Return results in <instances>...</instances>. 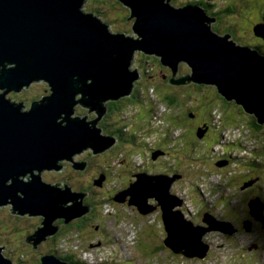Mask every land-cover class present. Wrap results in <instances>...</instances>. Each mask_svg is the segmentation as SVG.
<instances>
[{
  "label": "water",
  "instance_id": "95a60500",
  "mask_svg": "<svg viewBox=\"0 0 264 264\" xmlns=\"http://www.w3.org/2000/svg\"><path fill=\"white\" fill-rule=\"evenodd\" d=\"M86 1L0 0V208L8 207L12 216L41 217L34 234L23 242L33 249L56 234V220L68 224L89 212L84 195L64 183V189L57 183L44 184L42 176L44 171H61L63 160L83 172L88 164L73 163L75 155L84 150L92 156L104 154L116 144L98 124L107 102L128 97L139 78L136 69L130 70L133 53L159 58L171 70V86H212L226 102L264 125V57L234 45L227 36L212 35L214 20L207 19L200 7L174 8L170 0H115L129 10L128 20L133 19L129 37L111 33L109 25L84 13ZM179 63L187 65L190 73L175 80ZM39 82L48 84L50 94L31 100L29 109L9 100L10 93ZM76 107L95 118L77 115ZM202 134L205 131H198L197 138ZM135 178L116 202L128 199L130 206L147 215V200L155 198L166 248L177 256L203 260L207 255L203 235L220 227L206 215L202 224L211 227L204 230L180 210L174 211L179 203L169 193L174 178L146 174ZM103 181L104 177L93 183L100 187ZM248 208L259 214V220L262 204L251 200ZM3 248L0 264H12ZM40 264L64 263L45 256Z\"/></svg>",
  "mask_w": 264,
  "mask_h": 264
},
{
  "label": "rangeland",
  "instance_id": "374dc122",
  "mask_svg": "<svg viewBox=\"0 0 264 264\" xmlns=\"http://www.w3.org/2000/svg\"><path fill=\"white\" fill-rule=\"evenodd\" d=\"M101 1L103 4L100 5L98 8H95L96 7L95 6L96 1L87 0L85 2V6H84V10H83L84 13L86 10V12L89 15H92L94 17H96V15H98L103 23H105V21H108L109 23L114 21V20L118 21L119 16L125 17L127 14L126 12L129 13V11H127V9H125L124 7H123L124 9L117 8V9L113 10L110 8V6L106 5V3H110V2L112 3L113 0H101ZM101 1H98V2H101ZM183 1L186 3L187 2L193 3L196 0H186V1L183 0ZM170 2H171V0H170ZM225 2L226 1H224V0H212V3L215 4L218 11H220L222 9L221 5L225 4ZM257 2L260 3V0H258ZM229 3H230V1H229ZM118 4H120V3H118ZM231 8L234 10V16L228 18L227 20H225L224 18H217L216 16H213V17H216V23L218 24L217 30H219V32H221V30L227 29V27L229 25H233L235 28L232 30L233 31L238 30V31L242 32V37L244 39L242 42L240 41L237 44L242 45V48L251 50L249 48V47H251V48L257 50L259 53H264V42L261 39L255 38L251 34V27L254 24H256L258 22H264V5L260 8V10H258L257 8H248L245 11L242 10V17L244 16L246 18L242 21L243 23L241 24V26H245L244 28L237 26V23L234 19V18H237V16H235L237 12L233 7H231ZM98 10H99V12H98ZM118 11H119V13L116 14ZM206 13L208 15L210 14L209 12H206ZM238 13L240 15L239 11H238ZM101 14H103L102 15L103 17L101 16ZM209 16H212V15H209ZM102 18L104 20H102ZM129 22H131L130 23V26H131V24L133 23V19H129ZM125 25L126 24H123V23L119 24L120 27L118 26V28L116 29L113 27V25L109 24V31L111 33L117 32V30L124 31L126 26H127V25L126 26ZM256 27L260 28L261 30H264L263 24H258ZM113 28L115 29V31L113 30ZM117 33L122 34L119 32H117ZM130 33L131 34L124 32V34L129 35V37L132 35L131 30H130ZM246 46H248V47H246ZM132 56H133L132 57L133 59L131 61L130 70L136 69L140 75V77L138 78L140 80H137L135 82V86L133 89L134 91L136 90L137 85H140L141 83H143V81L145 80L144 77L148 76L149 74L155 75V77H157V78H158V75H160L161 78H163V76H164L165 78H163V79H168L169 76L171 78V71L167 67H163L165 70H164V72H162V70H160V68L157 66H154L155 67L154 68L153 66L151 67L149 65H147V66L145 65L147 68L144 69L142 72V70L139 67H136V65L139 64L140 61H142L140 58V53L135 52L132 54ZM148 57H150V56H148ZM146 58H147V56H146ZM182 66H184V65L179 63L178 74L175 77L176 80H178L181 76H184L189 72L186 67L183 70ZM144 73L145 74L147 73V75L142 77V74H144ZM155 73H159V74H155ZM152 75H150V76H152ZM24 90L25 91H22L18 94L10 93L8 98L12 102H18V103L22 102L24 105H26L28 107V109L31 106V103H30L31 100L34 97H38V99H39L42 96H48L50 94V87L48 86V84L46 82L34 83L31 85V87L29 89L24 88ZM192 91H193L192 89L179 88L178 92L180 93L179 95H180V98L182 99V101L186 102V98H190L191 96H193ZM203 93L205 94L206 92L204 90H202V95H203ZM137 95H138V100L142 104V107L144 110H145V107L147 108L149 106L148 99H151L156 104V107H155V109H151L148 116L145 118H142L140 121L139 120L140 118L134 114V111L132 110L131 107L121 104V106H122L121 108L124 110H123L122 115H120V121L123 118H124V120L125 119H131V122H128V126L121 127L123 129L122 131L124 132V131L130 130V129L134 130L133 129L134 126H137V127L140 126V128H142V127H144L143 124H146L148 127H150L152 125L155 131L151 132L150 134L153 135V134L157 133L158 137H155L153 140L152 137L149 136V133H147L148 135L142 134L141 137H142L143 141H145L146 143H149L153 140L155 143H158L159 141L166 140L168 138L167 134L165 133V131L167 129L166 126H169V128H170V125L163 124L161 122V120L159 119V113H161V116L165 121H168L167 118H170L171 115H172L171 116L172 118H176V114L180 112V108H179V110L178 109L176 110L175 108L167 110L165 108V105L157 97L155 92L148 91L145 87H141V89L137 91ZM120 99H123V97H120ZM182 101H181V103H182ZM212 101L214 102L217 100L212 99ZM204 102H205V100H204ZM204 102L201 105V108H205L206 107L205 104L208 103V101H206L205 103ZM107 103H109V102H107ZM154 103H153V106H155ZM197 103H198L197 100H194L191 103H187V106H184L183 110H186V108L189 106H196ZM232 106H234V105H232ZM199 108H200V105H198V109ZM215 108L217 109L216 111H214ZM77 109L79 111H85V109H83L81 107L77 108ZM75 110H76V108H75ZM175 110H176V112H175ZM218 110H220V109L217 107V103H216V106H214L213 111H207L206 110V112L203 113L201 110H198L199 111L198 113L199 114L203 113L205 118H207V119H209V117H211V116L214 117L215 121L217 123L214 126L216 127V129L217 128L221 129L222 126H219L220 125V111H218ZM79 111L77 112V110H76V114L79 113ZM170 111H172V113ZM234 113H236L237 116L238 115L242 116L238 109H236L234 111ZM81 115H83V114H81ZM86 115H90V113H86ZM164 125H166V126H164ZM173 130L174 131H172V134H170L172 139H175L176 138L175 136H178V137L181 136L182 131H180L178 128H176V129L173 128ZM198 131H205V130L204 129H198ZM227 131L232 132L231 133L232 135L229 136V138L231 139L230 143L228 140V132H225L224 135L221 136L219 139V144L221 146L228 144V146H225V148H224L225 152H227L228 154L226 153V155L224 157H221L223 151L221 150L220 146H218L216 149H212L213 147L215 148V146L218 143L217 142L214 144V146H212L211 150L208 151L207 153L204 150V148L197 149V151L195 152L194 155L191 153L192 154V161H187L188 160L187 157H189V156L182 155L181 157L183 158L184 163H182L180 165L177 164L178 159L176 158L177 156H174V155H169V154L165 153L162 157L158 158V160H165L166 158H169L168 159L169 164L175 170V171L174 170L173 171H174V174H176V175L173 176L174 182L171 186V191H169V193L174 198L179 199L178 204H180V205L182 204V207H183L182 213H183L185 219L190 220L194 224L200 223V225H202L201 227L204 230L211 227V225H209L210 223L209 224H206V223L202 224V221H199V218H200L199 214H201L200 209L203 205L201 206L200 200H194V202L192 203V200L190 197L191 194L196 195V192H195V189H196V190H198L199 196H201L202 199H206L207 203L209 205L208 207L213 210L211 215H208V213H205V214L202 213V215L203 214H204L203 216L207 215L208 221H210L212 219L211 221L214 220V224H215L214 226L217 228L220 227V230H218L216 232H212V231L208 232L207 231L202 237L203 245H204V243H206L209 246V252H208L207 258L205 260L201 261V260H198L195 258H194V260H189L188 258H184L181 255H179V256L174 255L168 249L174 256L168 250L162 251L159 254V259L161 260V262L159 264H169L170 263L168 261L169 255L173 256V258L171 260L172 264H264V261L261 258V255L264 258V224H262V222H261V217H263V221H264V215L263 216L260 215L259 216L260 219L258 220L256 217H258L259 214L257 212H255L254 210L251 211V209H249L247 207L248 211L242 210V212L245 213L246 216L243 217L241 214L238 217V212L236 214L237 218H234V216H233L237 211V206L235 205L236 203L240 202L241 207L247 206V204L245 205V203H247L251 197L252 198L255 197V196H249V197L245 198L242 202L238 201V200H240V198L243 196L244 193H246L245 195H247V196L250 195L248 193V191H244V190H246V189L248 190L251 186L242 188V190H243L242 192L239 191L240 187H235V188H231V189L226 188V187H229L231 185L229 180H233V182H232L233 186L239 185V183H241L240 174H242V173H243V175H242L243 180L242 181H245L246 179L251 178V173H249V172H253L256 175H259L260 173H261V175H264V173H262V170L260 167L261 159L264 160V145L262 144L261 146H259V145L257 146V148L259 149L258 152H260V153L253 155V159H252L250 156V153L252 151L250 150L249 146L252 149L255 145L258 144L259 141L258 140H249L248 141V139L241 137L239 135L237 128L236 129H227ZM133 134H135V132H133ZM202 136H204V134H202ZM139 139H140V136L137 135L136 140H139ZM238 140L246 142V143H243V144H246L245 145L246 151L245 150L243 151L241 148H238V147H240V145L237 144V142H239ZM178 142L180 143V145H182L183 139L182 138L179 139ZM200 147H202V145ZM181 149L185 150V149H187V146H183ZM87 150L90 151L89 149H87ZM247 151L249 153H247ZM90 153H91V151L87 152L84 150L80 154L75 155L72 158V162L75 164L82 163L84 161L87 162L89 155L92 156ZM119 153H122L123 156L126 155L125 151H123V152L119 151ZM111 154H112V149L106 151V153H104V154H103V152H101L99 154H93V156H102V158H100L98 161H96L95 164L92 160L93 163L91 165L93 167L89 168V170L91 171V176L89 174H87L88 172L86 171V169L83 172L78 171V170H74L72 168V163H70L66 160H63L59 163V165H61L63 167V169L59 172H57L55 170H52L50 172H48V171L45 172V174H43L44 177L42 176V181L44 182V184H47V185L52 187L56 183H47V181L57 180L58 181L57 184H60V186L58 188L64 189V186H63V184L60 183L59 178H65L67 175H69L70 179H68L64 182V185H66L69 188L70 185H72L74 183H80L81 182V179L77 178V174H80V176H78V177L82 178V180L90 177V180L87 182H84V183H93L92 179L97 177L98 180H100L103 177L102 174H104L107 170H111V171L115 172L111 168H113V167L119 168L120 165L121 166L126 165V162L120 163V161L122 159L118 158L116 160H113L110 156ZM233 154H235L237 157H239L238 160H240L239 162L234 161L236 166H231L227 169H225V167H223L224 166L223 164H219L220 167L217 166V163L215 160L216 158H218L220 160H222V159L223 160H230L229 156H232ZM155 155L156 154H154V156H152V155L150 156L149 153H144L143 156L148 161H151V163H154L156 161V160H154L156 157ZM133 160H134V165L136 167L141 166L140 164H143L144 162H145V164H147L146 160H140L139 158H137V160H136V157L133 158ZM137 161H138L139 166L137 165ZM186 161H187V163H185ZM245 161H247V162H245ZM239 166H241L243 168H238ZM257 170H258V172H257ZM224 171L227 172L226 175L224 174ZM84 172H85V174L81 177L82 173H84ZM170 172H172V171L170 170ZM140 174L144 175L145 173H140ZM160 175H162V174L158 173L157 171H154L152 173H148L149 177L150 176H160ZM223 175H225V176H223ZM124 176L126 177L127 174H124ZM191 176L193 178L196 177L195 179H192V183H194V185H195L194 187L192 185L190 187H188L186 185L189 182ZM128 177L121 179L122 181L121 180L117 181V180H115L114 176H112L110 179L111 182L106 183L109 186L106 188L110 189L111 187H113L115 190H121L124 192V190L128 189L132 183L137 181L136 179L134 181V178L132 179V177H130V178H128ZM186 177H187V179H186ZM255 179H256V182L259 181L258 177H255ZM255 179H254L253 183H255ZM132 181H134V182H132ZM175 182L178 183V185L176 184V186H174ZM103 183H104V181H103ZM184 183H185V186H183ZM72 191H75V190H72ZM233 192H236L237 195L235 194V197H233L235 199L231 201L232 202V205H231L224 200L228 199L229 197L232 198V194H234ZM157 203H158V201L156 202V200H152L151 198H149L147 200V205H148L150 211L147 210L148 208L146 209L148 211V214H147L148 216L146 217V220H145L146 223H142L139 225L141 235H144L143 233H145L144 228H143L145 225H149V224L152 225V223H157L158 224L157 228L160 231L159 232L160 237L164 236V235L166 236V233H165V230L163 227L162 218H161V212H160L159 207L157 206ZM125 204L126 205H122V203L118 204L117 209H120L119 211H122L123 209H128L135 214H140V212L137 211V209L135 211L132 206H129L127 203H125ZM178 204L176 205L174 211L179 210L180 207ZM104 206H105V209L102 211V213L104 216L107 217L110 215V209H109L110 204H109V202L105 203ZM115 209L113 210V213H114ZM2 210L8 211V207H5L3 209L0 208V212ZM125 212H128V211L125 210ZM8 213L10 215L9 211H8ZM140 215H142V214H140ZM5 216L8 217L7 213ZM10 216L13 218L16 217L18 219H28V220L35 221L33 225H35V224L39 225L40 220H41V217H29L28 218V216L27 217H17V216H12V215H10ZM128 216H132V214L129 215V212H128L127 217ZM4 217L2 219H0V224H2V226H3V227H0V244H4L3 246H0L1 248L4 247L2 249V254L7 258L11 257L13 262H15V264H18V263H16V261H18V260H19L20 264H25L27 262L30 264L29 260H31V258H32L33 262H36L34 260V253L31 252L32 249H29V247H28V249L25 248L24 247L25 243H23V242H25V239L27 236L34 234L36 229L31 231V233L29 234V232L32 228L25 225L24 223H20V225H18V231L9 232L12 230V225H9V224H11L12 222L6 223V221H3ZM30 218H34V219H30ZM126 218H125V221H126ZM204 220H206V219H204ZM241 220H244L247 222H244V224H243V223L239 222ZM105 221H107V223ZM75 222L77 223L76 219H73L71 221V223H75ZM97 222H99L102 227H104V225L106 226V228L109 231V234H107V236L105 235V233L103 231H97V234L95 236H93L91 239H88L90 237V235H87L86 237L83 238V236L85 235L84 233L81 235H73V234L64 235L61 238V240L59 241L61 243L57 247V250L59 251V253L64 254V253H68V252L69 253H71V252L75 253L76 251H80V252L82 251V253H81L82 259L84 257V259H87L89 261H94V260L96 261L95 258L98 257V260L101 261L102 259H107V260H109V262L111 264H155V263H152L153 261L151 260V258L154 259L152 256H149L147 259L144 258L147 255L146 253L143 255L144 256L143 257V256H141L140 251H134V253H132V257L134 258L133 260H131L132 257H130L128 255L132 251L129 249L131 247V243H129L128 239L132 238L130 240H133V236L132 235L128 236V233H127V231L129 229H131L130 226L132 224L130 222L128 223V225H126V224H124V222L115 223L114 221L109 220V219L104 220V222L102 221V219H95L94 221L93 220L90 221V224L92 225L90 231H92V228L94 225H99ZM248 222L250 223V230L249 231L247 228V227H249ZM217 224H219V225H217ZM252 226L258 227L262 232L261 233H259V232L253 233L252 232ZM222 230H225V231L230 232V233L224 234V233L220 232ZM148 231H152L154 233V230H152V229H148ZM78 234H79V232H78ZM156 234H158V231H156ZM79 236L82 239L81 245L82 244L89 245L90 243L94 244V243H96L97 239L106 238V245L107 246H104V247L101 246V253L100 254L99 253H96V254L88 253V250H90L91 246L79 247V241H77L78 240L77 238ZM260 237H261V239H260ZM253 238H256V240L252 242ZM250 244H252L251 248H249ZM26 245H29V244H26ZM39 245H41V243H39L38 246ZM30 247L33 248L32 245H30ZM257 247L258 248L260 247L261 250L260 251L257 250L258 249ZM39 252L41 253L40 250H39ZM215 253H216V255L218 253H222V258L216 259V257H213V255ZM108 254H110V258L105 256ZM6 255H8V256H6ZM47 256L52 257L55 260L59 261L58 258L54 255L50 254ZM154 261H155V259H154Z\"/></svg>",
  "mask_w": 264,
  "mask_h": 264
},
{
  "label": "trees",
  "instance_id": "16d2710c",
  "mask_svg": "<svg viewBox=\"0 0 264 264\" xmlns=\"http://www.w3.org/2000/svg\"><path fill=\"white\" fill-rule=\"evenodd\" d=\"M224 1H226V2H225V4L221 5L222 9L220 11L217 10V7L215 6V4L212 3V0H196L193 3H191V2L186 3L183 0H171V3H172L171 5L175 8L176 7H184V5L200 6L201 8L204 9V12H209L210 13L209 15L216 16L217 18H224L225 20L234 16V10L231 8V7H233L237 12L235 15V16H237V18H234V19L237 23V26H240V27H241V24L243 23L242 21L244 19H246L244 16L242 17V10L245 11L248 8H257L258 10H260V8L264 5V2L259 3V2H257V0H254L252 2H250V0H234V1L233 0H224ZM229 1H230V3H229ZM102 4L103 3L96 1V5H95L96 7L95 8H98ZM106 5L110 6V8L113 10H115L117 8L124 9L123 6L121 4H118L117 1H115V0H113L112 3L111 2L106 3ZM238 11L240 12V15H239ZM98 12H99V10H98ZM118 13H119V11L116 14H118ZM126 13L127 14L125 17L119 16L118 21L114 20V21L110 22V25H113V27L117 29L119 24H122V23L126 24L127 26L125 25L126 28L124 31L117 30V32L122 33V34H124V32H127L128 34H131L130 33V27H129L131 22H129V20H128L130 13H128V12H126ZM102 15L103 14H101V16ZM217 26H218V24H216L212 27L214 32L217 31ZM242 27L244 28L245 26H242ZM114 28H113V30L115 31ZM234 28L235 27L233 25H229L227 27V29L221 30V32H228V34H231L234 37L239 36V39L241 41H243L244 39L242 37V32H240L238 30L233 31L232 29H234ZM218 32H219V30H218ZM142 55L143 54H140V58L142 61H140L139 64L136 65V67H139L142 70V72L144 69L147 68L146 67L147 65H149L151 67L157 66L160 68V70H162V72H164L165 69L162 67L158 58H156L154 56H150V57L146 58ZM183 68H185V66H183ZM155 74H159V73H155ZM145 75H147V73L142 74V77ZM150 75H152V74L145 76L144 77L145 80L143 81V83H141L140 85H137L136 90L133 93V97H124L123 99H118L116 101H112V102L106 104L107 112H106L105 116L103 117V119L98 124V127L102 130L103 135L111 136L117 140L116 146L115 145L113 146L112 154L110 155L113 160L118 159V153H117L118 149L117 148L124 150L126 152V156H128V157L136 156L138 154L142 155L143 152L145 151L144 149H142V147L140 145L133 148L132 142H133L134 138H137L136 134L139 131H142L140 129V126L139 127L134 126L133 127L134 130L130 129V130H126L124 132L122 131L123 130L121 128L122 126H120L121 125L120 123L122 121V120L120 121V115H122L123 110H124L121 108L122 107L121 104L131 107L132 110H134L133 107H134V105H136L137 111L144 113V109H143L140 101L138 100V95H137V91L140 90L141 87H146L148 91L153 90V92H155V94L158 96V98L161 100V102H163L168 108H171V109L175 108L176 110L177 109L179 110V108H180V112L176 114V118H172L171 117L172 115H171L170 118H168V121H166V122L170 126L173 125L174 129L178 128L180 131H182L181 136L176 137L177 139H179V138L183 139L182 145H179L178 142H176V144L172 147L168 143H166L165 145H160V146L154 148L152 151L158 149V150L164 152V149L167 148L166 152L170 153L171 155L177 156L176 157L178 159L177 164L180 165V164L184 163L183 158L181 157L182 155L189 156V157H187L188 158L187 161H192V154L194 155L195 152L197 151V149L204 148V150L207 153L208 151L211 150L212 146H214V144L219 141L220 134L227 132V129H236L237 128L239 135L241 137L248 139V141L249 140H258L259 141L258 144L256 143L257 145L254 144L255 146L252 149L249 146L250 150L252 151L250 153L251 158L253 159V155L260 153V152H258L259 149L257 148V146L258 145L261 146L262 144L264 145V125H258L256 123L255 118H253L252 116H248V115L246 117L241 108L232 106L233 105L232 103L226 102L225 99L217 93V90L214 87L207 86V85H195V84L184 87L185 89H192L193 90L192 91L193 96H191L190 98H186V102H184L180 98V95H179L180 93L178 92L179 87L171 86L168 83L170 76L168 77V79H163V78H161L160 75H158V78L155 77V75H152V76H150ZM202 90H204L206 92L205 94L203 93V95H202ZM37 98L38 97H34L32 99V101L37 99ZM212 99H214V100L216 99L217 101L213 102ZM194 100H197V102H198L196 106H189L186 108V110H183V107L187 106V103H191ZM204 100H205V102L208 101V103L205 104L206 105L205 108H201V105L203 104ZM181 101H182V103H181ZM216 103H217V107L220 109V110H218V111H220V125L219 126H222V128L221 129L217 128L216 131H214L213 133H210L207 131L206 134L203 136V138L200 139L201 140L200 141V140H198V138L196 136L198 129H205V126L206 127L210 126V123L214 118L211 116V117H209V119H207V118H205L203 113L206 112V110L207 111H213V108H214V106H216ZM198 105H200L199 109H198ZM77 108H80V107H76V110L78 112L79 110ZM236 109L239 110V112L241 113L242 116H240V115L237 116V114L234 113V111ZM198 110H201L203 113L199 114ZM216 110L217 109L215 108L214 111H216ZM86 113H88L87 110L79 111V113H77V115H81V114L85 115ZM91 114L89 115V120L95 118V115L93 113H91ZM143 116H138V117L141 119ZM166 128L167 129H166L165 133L167 134V137H170V134H172L173 129H170L169 126H166ZM133 132H135V134H133ZM142 132H144V134H147V133L150 134L151 131L146 130V131H142ZM231 133L232 132L228 131V138H229V136L232 135ZM138 135H139V133H138ZM166 141H167V139H166ZM238 141L240 142V143L237 142V144L240 145V147H238V148H241L244 151L246 149V147H245L246 144H243V143H246V142L241 141V140H238ZM162 142L165 143L164 141H162ZM201 145H202V147H200ZM183 146H187V149H185V150L181 149ZM225 146H228V145L222 146L221 150L224 149ZM146 147L149 148L148 143H146ZM148 153L150 156L152 155V153H150V151ZM226 153L227 152H225V154ZM247 153H249V152L247 151ZM224 156H221V157H224ZM89 157H92V156L89 155ZM229 157L231 160L230 164L233 161H236V162L240 161V160H238L239 157H237L235 154H233L232 156H229ZM92 158H96L94 161V164L96 163V161H98L100 159V158L97 159V156H93ZM215 160H216V162H218L220 159L216 158ZM187 161L185 163H187ZM260 162H261L260 167H261L262 173H264V160L261 159ZM170 166H168V168H164V169H167V172H164V174L166 176L172 177L173 175L169 173L170 169L172 167V166L171 167ZM238 168H243V167L239 166ZM111 169H113L116 173H118L117 175H122L123 172H131V174H135V170L138 171V169L135 168L134 164L129 163V161L126 163L125 166L120 165L119 168L113 167ZM86 171L88 172L87 174H89L91 176V171L89 170V165H88ZM257 172H258V170H257ZM249 173H251V177H253V176L258 177L259 181L252 188V191H248V193L250 195L247 196V195H245L246 193H244L239 201L242 202L245 198H247L249 196H255V197H259L260 199H262V201L264 203V175H261V173L259 175H256L253 172H249ZM84 174H85V172L82 173L81 177ZM77 175L80 176V174H77ZM242 175H243V173L240 174L241 182L243 180ZM123 178H127V177L121 176L120 179H123ZM195 178H193L191 176L189 182L186 185L188 187H190L191 185L194 187L195 185H194V183H192V179H195ZM59 179H60V181L63 182V181L70 179V176L67 175L65 178H59ZM186 179H187V177H186ZM89 180H90V177L86 178L84 180L81 179L80 183H74L73 182L74 183V184H72L73 186L72 185L69 186V188H71V190H75L73 192L84 195L83 205L89 209V214L84 219L77 221V223L75 222L73 224L72 223L71 224H69V223L68 224H62L61 227L59 228V231L56 233V235L52 236L48 240V243L50 244V246L49 247L47 246V250L45 251V254L54 255L58 258L59 261H63V262L69 263V264H107L105 262L90 263L87 259H84V257H83V259L81 258L80 251H76L75 253H72V252L69 253L68 252V253L61 254L57 250L58 245L61 243L59 241L61 240V238L64 235H69V234L76 235L77 234L76 232L82 231V229H84L89 224V222L91 220L94 221L95 219H102V221L104 222V220L109 219V220L114 221L115 223H120V222H124L125 218L127 217L128 212H125L126 209L119 211L120 209H117V205L114 204L115 203L114 199L117 196V194L115 195L116 192H114V191L112 193L107 192V191H105V188L101 189V190H97L96 188L93 187V183H84V182H87ZM94 180H98V178L95 177L94 179H92V182ZM103 186H105V183L103 184ZM183 186H185V183L183 184ZM242 186H243V183H239V185H234V186L230 185L229 187H226V188L231 189V188H235V187H240V190H241ZM195 192H196V195H192V194L190 195L192 203L194 202V200H200L201 202L200 201L199 202L201 203V206L203 205L202 206L203 208L201 207V209H200L201 214H199V217H201V219H202V217L205 213H209L211 215L213 210L208 207L209 205L207 203V200L202 199V197L199 196L198 190L195 189ZM236 192H233V193H235L237 195ZM234 199L235 198L229 197L228 199H225L224 201H226L227 203L232 205L231 201ZM253 199H255V198L251 197L248 200V202L245 203V205L249 204V202ZM107 202H109V204L111 205L110 207L113 210L115 208L116 209H115L114 213H112L106 217L103 215L102 211L105 209L104 205ZM235 205L237 206V211L233 215L234 218H237L236 214L238 212V209H241V211L242 210L248 211L247 206L241 207L240 202L236 203ZM182 209H183V207H182ZM6 211L7 210L0 212V219H2L7 213L8 217L5 216L3 221H6V223L12 222L11 224H9V225H12V230L9 232L18 231V225H20V223H24L25 225L31 227L32 228L31 230H33V228L36 226V224L33 225L35 221L28 220V219H17L16 220L9 215L8 211L7 212ZM202 213H204V214L202 215ZM147 216L148 215L144 216V215L132 213V216H128L126 218V221L124 222V224H126V225H128L129 222L132 224L130 226L131 229H129V230L132 231L133 233L135 232L134 234L136 235L135 238H133L132 251L128 255L130 257H132V253H134V251H140L142 256L145 253L147 254L145 257L143 256L145 259H147L151 255L155 259V261H154V259L151 258V260L153 261L152 263L159 264L161 262V260L159 259V254L162 251L168 250L165 246V240H166L165 237L166 236L164 235V236L160 237V235H159L160 231L157 228V225H158L157 223H152V225L151 224L145 225L143 227L144 231H145V233H143L144 235L140 234L139 225L142 223H146L145 220H146ZM63 222H64V220L60 221V223H63ZM105 222L107 223V221H105ZM239 222L244 224L245 221L241 220ZM97 223L99 225H94V227H97L98 231H103L105 233V235L107 236V234H109V231L106 228V226L104 225V227H102L99 222H97ZM194 226H196V224H194ZM0 227H3L2 224H0ZM91 227H92V225L90 226V228ZM148 229L154 230V233L152 231H148ZM156 231H158V234H156ZM252 232L253 233H257V232L261 233L262 231L258 227L252 226ZM83 233H86V232L82 231V234ZM87 235H90V234L86 233V235H84L83 238L86 237ZM93 236L94 235H90V237L88 239H91ZM79 237L77 238L78 239L77 241H79V247H82V246L89 247L90 246L91 243L89 245H86V244L81 245L82 239H81V237L80 238ZM104 239L105 240L100 239V241H102V242H99V245H102L103 247L107 246L106 245V238H104ZM3 245L4 244H0V246H3ZM98 252L101 253L100 248H98ZM172 255L168 256V261L170 262L169 264H172L171 260L175 254L173 256ZM6 256H8V255H6ZM108 256H110V254H108ZM133 259L134 258L132 257L131 260H133ZM109 264H111V263L109 262Z\"/></svg>",
  "mask_w": 264,
  "mask_h": 264
},
{
  "label": "clouds",
  "instance_id": "9594fccd",
  "mask_svg": "<svg viewBox=\"0 0 264 264\" xmlns=\"http://www.w3.org/2000/svg\"><path fill=\"white\" fill-rule=\"evenodd\" d=\"M94 1H96V0H94ZM98 1V0H97ZM252 1H254V0H250V2H252ZM258 1V0H257ZM260 2H264V0H260ZM101 3H102V1H101ZM170 5H171V2H170ZM172 6V5H171ZM185 6H192V7H197L196 5H184V7ZM124 7V6H123ZM173 7V6H172ZM198 7H200V6H198ZM125 8V7H124ZM175 8V7H174ZM176 8H183V7H176ZM125 9H127V8H125ZM200 9L202 10V11H204V9L203 8H201L200 7ZM128 10V9H127ZM129 11V10H128ZM85 13H87V12H85ZM205 13V15H206V17H207V19H214V23L212 24H210V28H211V34L212 35H214L215 37H217V38H223L224 36H227V37H229V39L231 40V42L234 44V45H236V46H238V47H241L242 48V45H240V44H237V43H239L241 40L239 39V36H236V37H234L233 35H231V34H228V32H218V30L216 31V32H214L213 31V29H212V27L214 26V25H216L217 23H216V17H213V16H209L206 12H204ZM88 14V13H87ZM130 15V14H129ZM103 17V16H102ZM96 18L99 20V22L101 23V24H103V25H109L110 23L108 22V21H105V23H103L102 21H101V19H100V17L98 16V15H96ZM102 20H104L103 18H102ZM258 24H263L264 25V22H258V23H256V24H254L252 27H251V34L255 37V38H258V39H261L263 42H264V30H261L260 28H258V27H256ZM218 27V26H217ZM239 27V26H238ZM242 27V26H241ZM257 32L258 33H261L262 34V37H259V36H257ZM113 34H118V33H116V32H114ZM127 36H129V35H127ZM242 42V41H241ZM246 47H248V46H246ZM254 53H256V54H258L259 56H263L264 57V53H259L257 50H255V49H253V48H251V47H249ZM250 50V51H251ZM138 53H140V54H143V53H141V52H138ZM142 56H144V57H148V56H153V55H142ZM155 57V56H154ZM157 58V57H156ZM159 59V58H158ZM181 64H183L187 69H188V71H189V68L187 67V65H185L184 63H181ZM179 66V65H178ZM163 67V66H162ZM183 67V66H182ZM169 69V68H168ZM178 69H179V67H178ZM185 68H183V70H184ZM134 70V69H133ZM170 70V69H169ZM171 71V70H170ZM178 73V72H177ZM190 73V71L186 74V75H188ZM186 75H184V76H181L180 78H183V77H185ZM163 78H165L164 76H163ZM170 79V78H169ZM175 79V78H174ZM137 80H140V79H137ZM176 80V79H175ZM190 85H194V84H190ZM190 85H188V86H190ZM134 86H135V83H134ZM176 87H179V88H184V87H187V86H176ZM146 88V87H145ZM134 89V88H133ZM132 89V91H131V94L128 96V97H133V93L135 92L134 90ZM147 89V88H146ZM151 92H153V90H151ZM155 96V95H154ZM158 97V96H157ZM124 98V97H123ZM148 101H151L152 103H154L151 99H148ZM163 103V102H162ZM125 104V103H124ZM164 104V103H163ZM233 105H234V103H232ZM142 105V104H141ZM154 109H155V107H156V104L154 103ZM165 105V104H164ZM235 107H238V106H236V105H234ZM165 108L167 109V110H169V109H171V108H168L166 105H165ZM133 111H134V114L136 115V116H143L142 118H145V117H147L148 116V112L146 111V107H145V110H144V113L143 112H139V111H137V107H136V105H134V107H133ZM173 109V108H172ZM164 111V110H163ZM165 112V111H164ZM171 113H172V111H170ZM175 112H176V110H175ZM246 117H247V115H245ZM141 118V119H142ZM124 119V118H123ZM122 119V120H123ZM141 119H140V121H141ZM149 119V118H148ZM159 119L161 120V122L163 123V124H167V125H169L163 118H162V116H161V113H159ZM168 119V118H167ZM121 124V123H120ZM135 125V124H134ZM133 125V126H134ZM143 125H145V126H147L146 124H143ZM124 126H128V125H124ZM123 126V127H124ZM164 126H166V125H164ZM147 130H150L151 132H153V131H155L154 130V128H153V126L151 125L150 127H148L147 126ZM141 129V128H140ZM176 129V128H175ZM142 130V129H141ZM205 131H206V126H205V129H204ZM142 131H145V130H142ZM142 131H139L138 133H139V135H138V133L136 134V135H138V136H140V139L139 140H136V138H134V142H132L133 143V148H135L136 146H141L142 147V149H144L145 151L143 152V155H144V153H148L149 151H150V153H152V156H154V154H156L155 156V159L154 160H156L155 162H158V161H161V162H163V163H169V158H166L165 160H158V158H160V157H162L165 153L166 154H169V155H171L170 153H167L166 152V150H167V148H165L164 149V152H162V151H160V150H154V151H152L154 148H156V147H158V146H160V145H165L166 143H168L170 146H174L175 144H176V142H178L179 141V139H177V140H174V139H172V138H167V141L166 140H163L165 143H163L162 141H159L158 143H155L153 140H154V138L155 137H158L157 136V133H155V134H153V135H151V134H149V136L150 137H152V141L150 142V143H148V147L149 148H147L146 147V142L145 141H143V139H142V137H141V135L142 134H144V132H142ZM174 131V130H173ZM150 132V133H151ZM148 135V134H147ZM205 135V134H204ZM196 136H197V134H196ZM109 137H111V136H109ZM175 137H178V136H175ZM113 138V137H112ZM203 138V137H202ZM201 138V139H202ZM114 139V138H113ZM115 140V142L117 143V140L116 139H114ZM198 140H200V139H198ZM178 144L180 145V143L178 142ZM132 145V144H131ZM115 146H116V144H115ZM127 146V145H126ZM129 146V145H128ZM118 149V158L119 159H124L125 157H126V155L125 156H123V154L122 153H119V151H124V150H122V149H120V148H117ZM148 150V151H147ZM152 151V152H151ZM156 152V153H155ZM143 155H140V154H138V155H136L135 157H136V160H137V158H139L140 160H146V162H147V165L148 164H153V163H151V161H148ZM90 158V157H89ZM121 160V161H122ZM230 161L231 160H219L218 162H216L217 163V166H219V164H223L224 166L223 167H225V169H227V168H229V167H231V166H236V164H234L233 162L230 164ZM154 162V163H155ZM245 162H247V161H245ZM88 164V163H87ZM143 164H145V162L143 163ZM143 164H140V165H143ZM137 165L139 166V164H138V161H137ZM170 165V164H169ZM216 166V167H217ZM220 167V166H219ZM90 168V167H89ZM72 171V170H71ZM156 171V170H155ZM154 172V171H153ZM158 173H160V174H162V175H160V176H158V177H168V178H170V179H172L173 177H169V176H166L164 173H161V172H159V171H157ZM140 173H145L146 175H148V171H144V170H139L138 169V171H135V175L137 176V175H141ZM224 174L226 175L227 174V172L226 171H224ZM225 175H223V176H225ZM102 176H103V174H102ZM222 176V177H223ZM44 177V176H43ZM77 178H79V179H82V178H80V177H78V175H77ZM136 179V178H135ZM135 179H134V181H135ZM254 177H251V178H248V179H246L245 181H242L241 183H243V186H242V188H244L248 183H250V182H254ZM119 180H121V179H119ZM94 181H96V180H94ZM118 181V180H117ZM122 181V180H121ZM134 181H132V182H134ZM104 183H105V180H104ZM104 183H102V185L100 186V187H97V186H95V184L93 183V187L94 188H96L97 190H101V189H104L105 188V191H107V192H116L115 193V195L117 194V196L115 197V199L116 198H119L120 196H121V194L123 193V191H121V190H115L114 188H110V189H107L106 187H109L108 186V184H106L105 183V186H103V184ZM176 183V182H175ZM255 183H256V179H255ZM255 183H253L252 185H254ZM132 184H134V183H132ZM173 184V183H172ZM172 184H171V186H172ZM251 185V186H252ZM241 188V189H242ZM72 191V190H71ZM125 191V190H124ZM170 191H171V187H170ZM73 192V191H72ZM75 193V192H74ZM256 200H258L261 204H262V206H263V212H262V214H261V216H263L264 215V203H263V201H262V199H260L259 197H254ZM114 199V200H115ZM152 199H155V198H152ZM255 199H253V200H255ZM157 202V201H156ZM120 203H122V205H126L125 203H127L128 205H129V200L127 199L126 200V202H116V200H115V203L114 204H116V205H118V204H120ZM111 206V205H110ZM109 206V209H110V214H112L113 213V209L111 208ZM130 206V205H129ZM133 208H134V210L136 211V208L134 207V206H132ZM247 207H248V204H247ZM108 208V207H107ZM106 208V209H107ZM126 211H128L129 212V215H131L133 212H131L130 210H128V209H126ZM138 211V210H137ZM208 215H210L209 213H208ZM190 221V220H189ZM201 221V220H200ZM216 222V221H215ZM245 222H247V221H245ZM261 222H262V224H264V221H263V217H262V220H261ZM191 223H193V222H191ZM249 223V222H248ZM193 225H194V223H193ZM219 225V224H218ZM196 226H202V225H196ZM226 226V225H225ZM249 230H250V223H249ZM248 230V231H249ZM126 232V231H125ZM128 236L129 235H132L133 236V238H135V234L132 232V231H130V230H128ZM166 233V232H165ZM166 237H167V235H166ZM165 237V238H166ZM130 239H132V238H130ZM130 239H128V240H130ZM255 238H253V240H254ZM99 240L100 239H97V241H96V243H94V244H98V246H99V248H100V250H101V246L102 245H99ZM253 240H252V242H253ZM251 242V243H252ZM94 244H90V246H92V245H94ZM204 245L207 247V255H208V252H209V246L206 244V243H204ZM251 245L252 244H250L249 245V248H251ZM207 255H206V257L203 259V260H205L206 258H207ZM5 257V256H4ZM7 258V257H6ZM190 260V259H189ZM203 260H201V261H203ZM59 262H62V263H64V264H69V263H66V262H63V261H59ZM18 264H20L19 262H17Z\"/></svg>",
  "mask_w": 264,
  "mask_h": 264
},
{
  "label": "flooded vegetation",
  "instance_id": "af4514ba",
  "mask_svg": "<svg viewBox=\"0 0 264 264\" xmlns=\"http://www.w3.org/2000/svg\"><path fill=\"white\" fill-rule=\"evenodd\" d=\"M151 109H154V106H153V103H151L150 101H149V106L146 108V111L149 113L150 111H151ZM103 119V118H102ZM128 122H131V119H123L122 121H121V125L120 126H124V125H128ZM212 123H213V121H211V123H210V126H207L206 127V131H205V134H206V132L208 131V132H210V133H213L214 131H216V127L215 126H213L212 125ZM170 128L171 129H173L174 128V126L172 125V126H170ZM142 130H147L148 128H147V126H145L144 125V127H142L141 128ZM171 137V136H170ZM169 137V138H170ZM172 138V137H171ZM174 140H177V138H175ZM93 157V156H92ZM92 157H90V158H88V160H87V163H88V165H89V167L91 168V167H93L91 164L95 161V159L96 158H92ZM102 156H97V159L98 158H101ZM133 158H135V156H131V157H128V156H126L122 161H120V163H122V162H128L129 161V163H133L134 164V160H133ZM92 160H93V162H92ZM169 163H163V162H161V161H158V162H155V163H153V164H143V165H141V166H139V167H136L135 165V168L136 169H139V170H144V171H148L149 173H152L153 171H159V172H161V173H164V172H167V169H164V168H168V166H170V165H168ZM171 167V166H170ZM172 172H169L170 174H172L173 176H175L176 174H174V169L171 167V169H170ZM174 170V171H173ZM52 171V170H51ZM136 171V170H135ZM45 172H47V171H45ZM45 172L43 173V174H45ZM48 172H50V171H48ZM118 173H116V172H113V171H111V170H107L104 174H103V177H104V180H105V183H110L111 181H110V179H111V177L112 176H114V178H115V180H119L120 178H121V176H124V174H127V176L126 177H128V178H130V177H132V179L134 178L135 179V174H131V172H123V174L122 175H117ZM167 174V173H166ZM44 176V175H43ZM172 176V177H173ZM255 178V177H254ZM240 179H241V177H240ZM46 180V179H45ZM65 181H63V182H61L60 181V183H64ZM229 182H230V184L231 185H233V180H229ZM47 183H58V181L57 180H53V181H47ZM257 183V182H256ZM256 183L254 184V185H252L248 190L246 189V190H244V191H252V188L256 185ZM176 184L178 185V183H174V186H176ZM113 188V187H112ZM71 189V188H70ZM241 192L243 191L242 189L240 190ZM233 197H235V193L234 194H232V198ZM239 201V200H238ZM180 210L182 211L183 209H182V206L180 207ZM1 212H3V210L1 211ZM262 212L263 211H261L260 212V214H262ZM89 214V212L86 214V215H84L82 218H79V219H76V221H80V220H82V219H84L87 215ZM242 214V216L244 217V216H246L245 215V213H243L242 211H241V209H238V217L240 216ZM15 219H18V218H16V217H14ZM29 218V217H28ZM30 219H34V218H30ZM200 219H201V217L199 218V221H200ZM261 220H262V217H261ZM60 221H62V219H60V220H56L55 222H54V227L57 229V232L59 231V228L61 227V225L62 224H65L64 222L63 223H60ZM69 224H71V222H69ZM73 224V223H72ZM196 225H200V223H195ZM38 225L36 224V226L33 228V230H35L36 229V227H37ZM90 226H91V224H90V222H89V224L84 228V229H82V231H84V232H86V233H89L90 235H96L97 234V227H94L93 226V228H92V231H90L91 230V228H90ZM33 230H30V232H29V234L31 233V231H33ZM82 231H80L79 233L80 234H78V232H76L77 234L76 235H81L82 234ZM56 232V233H57ZM86 233H84L85 235H86ZM27 235V234H26ZM56 235V234H55ZM51 237H47L46 239H44L43 241H41L40 243H41V245H37L36 247H35V249H33L32 247H30V245H24V247L25 248H27L28 249V247H29V249H32V251L31 252H33L34 253V260L36 261V262H33V260H32V258H31V260H29V262H30V264H40V259L42 258V257H45V256H47L48 254H45V251L47 250V246L49 247L50 246V244L48 243V240L50 239ZM260 239H261V237H260ZM101 240H104V239H101ZM256 240V238L253 240V241H255ZM99 242H102V241H100L99 240ZM91 248H92V250L93 251H96V252H98V248H99V246H98V244H94V245H92L91 246ZM258 248V247H257ZM39 250L41 251V253L39 252ZM257 250H261L260 249V247L257 249ZM39 252V253H38ZM142 256V255H141ZM151 256V255H150ZM213 257H216V259H220V258H222V253H218L217 255H216V253L213 255ZM224 257V256H223ZM261 258L263 259V261H264V258H263V256L261 255ZM10 262H12L13 264H15V262H13V260H12V258L10 257V258H7ZM19 261V260H18ZM18 261H16V263L18 262ZM27 262V261H26ZM25 264H29L28 262L27 263H25Z\"/></svg>",
  "mask_w": 264,
  "mask_h": 264
},
{
  "label": "bare ground",
  "instance_id": "6f19581e",
  "mask_svg": "<svg viewBox=\"0 0 264 264\" xmlns=\"http://www.w3.org/2000/svg\"><path fill=\"white\" fill-rule=\"evenodd\" d=\"M139 71V70H138ZM136 72H137V70H136ZM137 74L139 75V73L137 72ZM178 73H176V75H177ZM139 77H140V75H139ZM213 121V123H212V125L214 126L215 124H217L216 123V121H215V119H213L212 120ZM164 128V127H163ZM228 132V131H227ZM224 135V133L223 134H220V137L221 136H223ZM228 140H229V143H230V138H228ZM228 145V144H227ZM218 146H220V147H222L220 144H219V141H218V143H217V145L215 146V148L213 147L212 149H216ZM222 156H224V155H226L225 154V150L224 149H222ZM49 171H51V170H49ZM33 172V171H32ZM31 172V173H32ZM45 172V171H44ZM180 177V176H179ZM182 206V204L180 205V207ZM135 207V206H134ZM179 208V207H178ZM179 210H180V208H179ZM182 212V211H181ZM218 225V224H217ZM216 231H218V230H216ZM215 230H212V232H216ZM129 243H131V247L129 248L130 250H132V246H133V240H129ZM59 244V243H58ZM82 253V251L80 252V254ZM88 253H91V254H96V253H99V252H96V251H93L92 250V248H90V250H88ZM100 254V253H99ZM82 255V254H81ZM105 256H107V257H109L110 258V256H108V255H105ZM96 259V261L94 260V261H89L90 263H97V262H100V263H102V262H105V263H107V264H109V261L107 260V259H102L101 261L100 260H98V257H96L95 258Z\"/></svg>",
  "mask_w": 264,
  "mask_h": 264
}]
</instances>
